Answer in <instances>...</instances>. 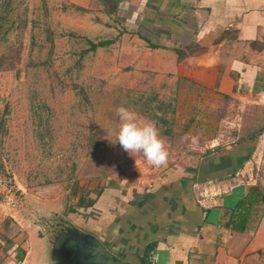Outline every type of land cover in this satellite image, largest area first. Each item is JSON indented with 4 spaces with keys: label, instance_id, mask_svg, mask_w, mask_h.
I'll use <instances>...</instances> for the list:
<instances>
[{
    "label": "rangeland",
    "instance_id": "1",
    "mask_svg": "<svg viewBox=\"0 0 264 264\" xmlns=\"http://www.w3.org/2000/svg\"><path fill=\"white\" fill-rule=\"evenodd\" d=\"M115 23L69 0H0V241L5 245L16 239L32 246L36 229L43 232L40 225L56 219L49 211L91 232L86 229L102 220L103 196L99 201L97 194L105 186L130 189L141 202L149 195L142 190L158 189L180 170L194 176L191 190L199 183L197 204L210 205L208 186L232 158L242 160L231 165L234 173L227 178L264 192V102L242 95L216 100L195 95L194 88L189 94L200 99H178L152 80L150 70L133 69L129 53L118 52ZM99 41L108 42L92 49ZM180 103L193 105L189 116L176 114ZM119 106L134 111L139 121H156L169 153L166 165H149L142 154L133 156L112 143ZM212 122L216 127H204ZM93 199L96 206L84 205ZM116 199L113 192L108 195L109 202ZM119 211V222L130 215Z\"/></svg>",
    "mask_w": 264,
    "mask_h": 264
},
{
    "label": "crops",
    "instance_id": "2",
    "mask_svg": "<svg viewBox=\"0 0 264 264\" xmlns=\"http://www.w3.org/2000/svg\"><path fill=\"white\" fill-rule=\"evenodd\" d=\"M69 1L102 20L116 21L118 52L129 53L133 69L150 70L152 80L167 85L178 99L192 102L201 98L196 94L206 93L216 100L218 95H242L264 102V0ZM192 88L194 96L188 92ZM180 105L176 114L189 116L193 105ZM241 160L230 159L211 181L210 205L195 204L198 182L191 190L177 177L167 187L142 190L152 196L144 204L135 201L138 195L130 189L106 186L99 196L102 220L89 231L135 264L152 240L156 246L145 264H264V210L254 230L237 232L225 225L230 209L252 185L227 178L234 173L230 166ZM111 192L117 199L109 202ZM119 209L130 214L123 223ZM124 228H130L126 235ZM34 239L33 248L16 239L6 245L0 241V264H39V241Z\"/></svg>",
    "mask_w": 264,
    "mask_h": 264
},
{
    "label": "water",
    "instance_id": "3",
    "mask_svg": "<svg viewBox=\"0 0 264 264\" xmlns=\"http://www.w3.org/2000/svg\"><path fill=\"white\" fill-rule=\"evenodd\" d=\"M49 212L56 219L46 220L40 225L44 231L35 232L41 256L39 264H135L109 251L94 234L58 216V212Z\"/></svg>",
    "mask_w": 264,
    "mask_h": 264
},
{
    "label": "clouds",
    "instance_id": "4",
    "mask_svg": "<svg viewBox=\"0 0 264 264\" xmlns=\"http://www.w3.org/2000/svg\"><path fill=\"white\" fill-rule=\"evenodd\" d=\"M115 111L119 128L112 143L119 142L131 155L142 154L149 165H166L169 153L165 141L160 137L156 121H139L137 114L125 106H119Z\"/></svg>",
    "mask_w": 264,
    "mask_h": 264
},
{
    "label": "trees",
    "instance_id": "5",
    "mask_svg": "<svg viewBox=\"0 0 264 264\" xmlns=\"http://www.w3.org/2000/svg\"><path fill=\"white\" fill-rule=\"evenodd\" d=\"M107 42L108 41H99L96 43H91V48L94 49L97 46H102L106 44ZM180 173L176 177L181 178L183 185L186 188H189L191 186V182L194 180V176L192 177L191 175H188V174L186 175V173L181 170H180ZM171 179H175V178H171ZM168 182H173V181L167 180L164 183H160L156 187H159L160 189L163 187H167ZM105 188L106 186L100 192H98L97 194L98 197L102 194ZM150 197H152L151 194L148 195L147 198L145 197L144 200H142L139 203L144 204L147 201V199ZM97 200H94V199L89 200L84 205L88 208H92V206H96L95 203L98 204ZM79 202L83 204V199H80ZM195 204L198 205L196 201H195ZM263 210H264V195L262 194L260 189L257 187V185H251L248 187V191L245 194V196L239 198L236 201L235 205L230 209L229 219L227 220L225 225L227 227H230L236 230L237 232L254 230L258 224L259 218ZM125 219L129 220L128 217H126ZM93 220L94 219H92V221ZM86 230H90V229H86ZM122 238L124 237L122 236ZM155 246H156V240H152L146 243V245L143 248L142 255L140 256V264H145L149 260V256L151 252L153 251V249L155 248Z\"/></svg>",
    "mask_w": 264,
    "mask_h": 264
}]
</instances>
